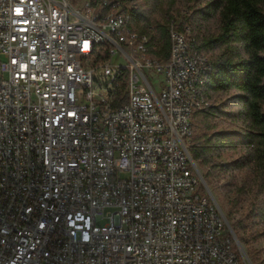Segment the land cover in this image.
I'll use <instances>...</instances> for the list:
<instances>
[{
  "label": "built area",
  "instance_id": "built-area-1",
  "mask_svg": "<svg viewBox=\"0 0 264 264\" xmlns=\"http://www.w3.org/2000/svg\"><path fill=\"white\" fill-rule=\"evenodd\" d=\"M136 8L0 0V264H251L189 151L211 60Z\"/></svg>",
  "mask_w": 264,
  "mask_h": 264
},
{
  "label": "trees",
  "instance_id": "trees-1",
  "mask_svg": "<svg viewBox=\"0 0 264 264\" xmlns=\"http://www.w3.org/2000/svg\"><path fill=\"white\" fill-rule=\"evenodd\" d=\"M194 1L202 7L189 17L183 16L182 24L190 22L195 48L209 57L212 71L200 92L210 105L193 114L196 133L190 140L189 151L203 167L202 177L207 185L216 177L250 168L225 217L229 219L232 208L251 192L254 200L259 197L253 215L264 222V0ZM175 2L169 0L164 11L137 6L133 15L136 28L150 34L152 53L160 59L168 56L167 30L180 13L179 9L173 12ZM208 22L213 24L214 32L199 34V25ZM214 97L222 101L211 102ZM232 125L237 130L228 128ZM224 152L231 153L232 158L222 161L220 156ZM231 226L240 243H246L245 234H240L244 228L241 220Z\"/></svg>",
  "mask_w": 264,
  "mask_h": 264
},
{
  "label": "rangeland",
  "instance_id": "rangeland-1",
  "mask_svg": "<svg viewBox=\"0 0 264 264\" xmlns=\"http://www.w3.org/2000/svg\"><path fill=\"white\" fill-rule=\"evenodd\" d=\"M139 9L145 10H156L165 9L166 5L169 3V0H134ZM202 7V5L197 4L194 0H176L174 5L173 12L175 13L178 9L180 13L175 16V19H179L181 16L189 17L196 9ZM159 19L160 16L152 15ZM188 23H190L188 21ZM199 34L207 35L214 32V26L211 23H201L198 27ZM148 76V75H147ZM148 77L152 81L154 87L158 84L157 74L151 75ZM222 100L218 97L211 99V102L219 104ZM230 130H236L234 125L228 127ZM196 133V130L193 126V131L191 138ZM232 158L231 153L224 152L221 154L220 159L222 161H227ZM196 165L201 173H203V167L200 166L197 162ZM251 169L247 168L246 170L240 173H230L222 175L221 177L214 178L208 187L212 191L215 199L217 200L220 208L226 213L227 208L230 205L232 198L237 193V187L250 173ZM258 199L254 200V197L251 192L246 193L242 196L241 201L232 208L231 215L227 219L230 224H233L237 220H241L244 224V228L240 230V234L244 233L246 238V243H240L244 249V255L247 256L251 264H264V222L259 220L253 214L256 209V202ZM250 253V256L248 255ZM253 259L254 262L251 261Z\"/></svg>",
  "mask_w": 264,
  "mask_h": 264
},
{
  "label": "water",
  "instance_id": "water-1",
  "mask_svg": "<svg viewBox=\"0 0 264 264\" xmlns=\"http://www.w3.org/2000/svg\"><path fill=\"white\" fill-rule=\"evenodd\" d=\"M234 238H235V243H236L237 247H238L242 252H244V249H243L242 245L240 244V241L237 239L236 236H234Z\"/></svg>",
  "mask_w": 264,
  "mask_h": 264
},
{
  "label": "snow or ice",
  "instance_id": "snow-or-ice-1",
  "mask_svg": "<svg viewBox=\"0 0 264 264\" xmlns=\"http://www.w3.org/2000/svg\"><path fill=\"white\" fill-rule=\"evenodd\" d=\"M17 11H19V10H17ZM41 227H42V225H41ZM85 239H87V237H85Z\"/></svg>",
  "mask_w": 264,
  "mask_h": 264
}]
</instances>
